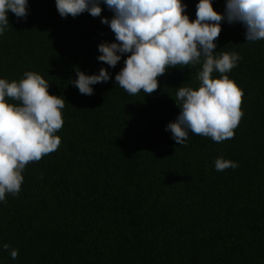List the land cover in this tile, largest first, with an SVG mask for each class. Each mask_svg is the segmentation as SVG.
<instances>
[{
	"label": "trees",
	"instance_id": "obj_1",
	"mask_svg": "<svg viewBox=\"0 0 264 264\" xmlns=\"http://www.w3.org/2000/svg\"><path fill=\"white\" fill-rule=\"evenodd\" d=\"M183 2L194 20L198 0ZM8 15L0 78L36 72L65 107L58 148L29 162L20 192L0 202V264H264V40L221 22L214 51L241 57L227 75L243 91L244 115L233 138L189 131L178 145L165 128L180 111L178 87H199L201 64L169 68L154 93L131 95L115 84L123 58L115 68L97 60L98 45L115 41L101 17L62 18L55 0H28L20 21ZM101 67L111 79L93 95L71 84L76 68ZM218 157L238 167L217 171Z\"/></svg>",
	"mask_w": 264,
	"mask_h": 264
},
{
	"label": "clouds",
	"instance_id": "obj_2",
	"mask_svg": "<svg viewBox=\"0 0 264 264\" xmlns=\"http://www.w3.org/2000/svg\"><path fill=\"white\" fill-rule=\"evenodd\" d=\"M55 5L62 18L85 12L101 17V5L113 13L110 19L101 17V23L114 33L115 41L98 45L97 60L115 68L123 58L115 84L131 95L141 90L154 93L158 77L169 68L201 64L199 87H178L175 102L180 111L165 130L178 145L185 144L189 131L217 143L233 138L244 115L243 91L227 73L241 57L235 52L217 54L216 40L221 22L241 24L247 42L264 40V0H225L223 11L213 7V0H198L194 20L183 0H55ZM27 9L28 0H0V35L9 25V11L20 21L26 19ZM214 72L220 77L213 78ZM75 75L71 84L89 96L94 94L93 85L111 79L104 67L91 75L76 68ZM49 87L33 71H26L19 81L0 78V202L6 194L20 192L29 162L39 161L61 143L56 133L64 123L65 99L50 94ZM6 98L19 103H9ZM214 163L217 171L238 167L223 157ZM10 256L16 259L18 250L12 249Z\"/></svg>",
	"mask_w": 264,
	"mask_h": 264
}]
</instances>
